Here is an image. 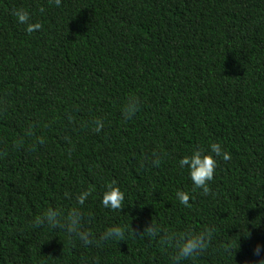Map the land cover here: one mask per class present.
Returning <instances> with one entry per match:
<instances>
[{"label": "trees", "instance_id": "trees-1", "mask_svg": "<svg viewBox=\"0 0 264 264\" xmlns=\"http://www.w3.org/2000/svg\"><path fill=\"white\" fill-rule=\"evenodd\" d=\"M14 8L41 28L25 32ZM129 96L139 107L126 120ZM212 142L231 158L205 196L178 161ZM113 181L120 212L100 205ZM82 189L85 227L127 226L124 241L84 246L33 226ZM152 218L216 226L186 264H244L264 245V0H0V264H169L170 247L131 233Z\"/></svg>", "mask_w": 264, "mask_h": 264}, {"label": "clouds", "instance_id": "clouds-1", "mask_svg": "<svg viewBox=\"0 0 264 264\" xmlns=\"http://www.w3.org/2000/svg\"><path fill=\"white\" fill-rule=\"evenodd\" d=\"M57 6L61 0H54ZM11 15L16 22L24 25L27 33H33L41 28L38 21H31L30 13L24 8H14ZM139 101L135 96H129L124 104L121 114L124 119H131L137 112ZM71 120V117H69ZM103 121L96 120L93 130L97 133L103 128ZM23 135H31V128L24 130ZM41 143L43 141H40ZM163 154L153 151L150 163L158 167L161 164ZM228 151L222 149L218 142H212L206 151L202 147H193L190 154L182 156L178 165L181 169L187 168L188 177L192 184V191L199 189L205 196L210 193V182L213 180L214 172L220 160L230 159ZM92 195L91 189H82L75 193L65 192L64 196L69 200H74L75 205L67 210L60 206L47 207L41 214L34 217L32 223L34 227L47 226L66 233L71 239L79 241L84 246L99 243L124 241L126 233L129 231L127 226L113 224L106 227L98 235L91 229L85 227V217L82 207ZM179 204L191 207V192L179 190L175 194ZM100 205L109 211H118L125 206V192L116 185L115 181L105 185V189L100 196ZM131 233L141 239H155L165 247L171 248L169 264H186L187 261L195 260L198 256L205 253L214 239L216 226L208 224L199 230L187 228L183 231L164 229L160 224L154 222L153 218L145 224L142 230L134 232L130 227ZM231 243L225 246L226 251H233ZM254 259L246 260L244 264H264V245L256 244L252 249Z\"/></svg>", "mask_w": 264, "mask_h": 264}]
</instances>
